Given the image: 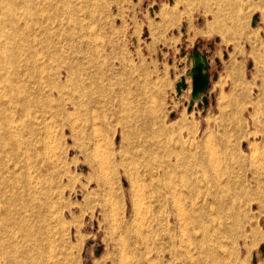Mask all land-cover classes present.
<instances>
[{"label": "rangeland", "instance_id": "obj_1", "mask_svg": "<svg viewBox=\"0 0 264 264\" xmlns=\"http://www.w3.org/2000/svg\"><path fill=\"white\" fill-rule=\"evenodd\" d=\"M234 1V13L197 0H70L56 2L55 17L47 11L39 30L56 44L50 70L72 68L62 97L74 107L70 132L47 121L37 193L22 210L31 229L17 242L39 248L38 264H205L192 245L205 234L196 219L214 217L213 243L230 204L246 216L233 254L217 233L206 264H264V8ZM193 51L204 56L209 86L191 103ZM181 77L187 87L177 95ZM235 150L251 167L246 195L244 169L228 155ZM200 152L221 186L197 188L180 168L173 180L158 177L151 164L180 163V154L192 164ZM207 189L214 201L203 200Z\"/></svg>", "mask_w": 264, "mask_h": 264}, {"label": "bare ground", "instance_id": "obj_2", "mask_svg": "<svg viewBox=\"0 0 264 264\" xmlns=\"http://www.w3.org/2000/svg\"><path fill=\"white\" fill-rule=\"evenodd\" d=\"M57 1L59 4L63 3L66 7L70 2V0H0V264L39 263V257L43 255L38 253L39 251L37 252L39 248L37 250L34 248L37 253H33L35 251L29 248L22 249L19 242H17V233H21L26 238L30 227L29 221L24 217L22 210L27 211L25 199L33 200L37 193L35 183L36 179L39 181L36 177L40 169L41 154L39 145L43 143L41 141L43 134L46 133V130L48 131L47 121L56 122L61 130L67 128L69 132L73 126L71 122L72 114L68 111L74 105L70 98L63 99L62 97L67 92L66 84L71 80L72 68L65 62L62 70H50V63L53 62L54 64L57 57L56 44L50 42V32L39 30V24L45 21L47 11L51 10L53 13H50L54 17L58 13L56 9ZM83 1L87 3L89 0ZM210 2L215 3L216 12L234 13V10H236L234 0H197L196 3H198V6L207 9ZM257 3L260 4L258 6L254 5L253 8H261L262 6L264 8V0H258ZM216 14L214 13L212 16L214 22L217 18ZM74 21V19H69L65 22L74 23ZM60 23L62 22L60 21ZM178 82H180V79ZM177 95L179 94L177 93ZM73 101H76V99ZM235 118H231L230 121H235ZM259 132L262 147V145L264 146V117ZM222 148L224 152L227 151L226 143L222 145ZM211 153L212 151L208 155ZM208 155L205 152L198 153L192 164H189L182 154H180V163L177 164H169L164 161L159 164L152 161L151 164H155L158 177L164 176L169 180L177 178L176 171L180 168V172L184 171V174H189V176L193 174V182L197 185V188L201 183H210L216 185L217 188L220 185L217 181L220 180L210 173L214 160H211ZM228 155L232 161L244 169L242 192L246 195V177L247 174L251 173V167L238 150L228 153ZM179 175L181 174L179 173ZM182 177L184 176L182 175ZM171 187H174V185ZM208 192L210 191L208 190ZM204 195L206 196L203 199L205 201L215 200L214 196H211V192ZM227 210L230 213L229 221L225 222L226 217L224 221L218 218V225H216L213 235L217 239L220 236L216 237L215 234L218 233L222 236L223 233L226 243L230 242L227 243L231 246V250L228 252L233 254L234 241L239 234L245 214L243 216L242 210L233 208L232 204L229 205ZM198 212L197 208L191 210L190 214L193 215ZM199 214L204 215L203 211H200ZM204 217L207 220L196 219V222L194 217L193 221L187 219V222L191 225L196 222L202 226L205 234L202 235L201 242L192 245L195 246L194 249L198 252V259L204 260L203 263L206 264L210 259L212 261L216 254L214 250L217 249L216 240L213 239V243H211L206 237L207 235L210 236V227H214L207 224V221L212 220L214 217L207 215H204Z\"/></svg>", "mask_w": 264, "mask_h": 264}, {"label": "water", "instance_id": "obj_3", "mask_svg": "<svg viewBox=\"0 0 264 264\" xmlns=\"http://www.w3.org/2000/svg\"><path fill=\"white\" fill-rule=\"evenodd\" d=\"M191 60V68L186 72V75L190 77L191 80V103L193 101L201 98L202 94L208 89V75H207V64L204 60V56L200 55L197 51H193L189 55V60ZM178 86V88H177ZM187 87L185 79L180 78V82L176 84V92L181 93Z\"/></svg>", "mask_w": 264, "mask_h": 264}, {"label": "built area", "instance_id": "obj_4", "mask_svg": "<svg viewBox=\"0 0 264 264\" xmlns=\"http://www.w3.org/2000/svg\"><path fill=\"white\" fill-rule=\"evenodd\" d=\"M192 63V62H191ZM190 68H191V66H190Z\"/></svg>", "mask_w": 264, "mask_h": 264}]
</instances>
